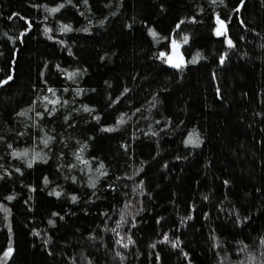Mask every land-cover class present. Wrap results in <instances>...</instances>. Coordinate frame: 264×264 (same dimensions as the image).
Listing matches in <instances>:
<instances>
[{"label": "trees", "instance_id": "obj_1", "mask_svg": "<svg viewBox=\"0 0 264 264\" xmlns=\"http://www.w3.org/2000/svg\"><path fill=\"white\" fill-rule=\"evenodd\" d=\"M0 264H264V0H0Z\"/></svg>", "mask_w": 264, "mask_h": 264}, {"label": "rangeland", "instance_id": "obj_2", "mask_svg": "<svg viewBox=\"0 0 264 264\" xmlns=\"http://www.w3.org/2000/svg\"><path fill=\"white\" fill-rule=\"evenodd\" d=\"M217 21V30H220V34H218L219 36H222L225 33V29L223 24L221 23V21L219 19L216 20ZM181 50L178 49L177 51L174 50L171 52V55L169 57V61L171 64L177 63L176 61H178V59L181 57ZM177 58V59H176Z\"/></svg>", "mask_w": 264, "mask_h": 264}, {"label": "snow or ice", "instance_id": "obj_3", "mask_svg": "<svg viewBox=\"0 0 264 264\" xmlns=\"http://www.w3.org/2000/svg\"><path fill=\"white\" fill-rule=\"evenodd\" d=\"M53 11H55V9H53ZM222 23V22H221ZM65 30H68L67 28H65ZM217 34H220V30L218 29L217 30ZM153 35H155V33H153ZM185 42H187V37H185ZM229 44H231V41H229ZM163 55V54H162ZM177 67H179V65H176ZM189 142H195L193 141L191 138H190V141ZM11 253V249H9V251L7 253H5V255H10Z\"/></svg>", "mask_w": 264, "mask_h": 264}, {"label": "water", "instance_id": "obj_4", "mask_svg": "<svg viewBox=\"0 0 264 264\" xmlns=\"http://www.w3.org/2000/svg\"><path fill=\"white\" fill-rule=\"evenodd\" d=\"M175 50L177 51L178 49H177V48H175Z\"/></svg>", "mask_w": 264, "mask_h": 264}]
</instances>
